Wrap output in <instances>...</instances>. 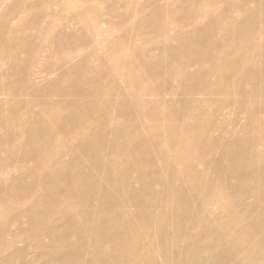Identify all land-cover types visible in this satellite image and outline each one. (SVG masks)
Returning <instances> with one entry per match:
<instances>
[{"label": "bare ground", "instance_id": "bare-ground-1", "mask_svg": "<svg viewBox=\"0 0 264 264\" xmlns=\"http://www.w3.org/2000/svg\"><path fill=\"white\" fill-rule=\"evenodd\" d=\"M192 1L189 0V4ZM211 1L207 0L208 3ZM225 1L226 9L223 6L218 19L213 20L211 17L208 20L207 16L204 24L200 20L194 27L192 25L191 34L185 35L189 31L179 33L181 35L178 43L174 42L175 45L165 43L167 37L162 20L165 7L160 6L161 1L153 3V11L144 19L138 20L139 15H136L138 21L135 20L131 29L137 37L147 36L145 28L150 32L153 30L156 34L155 41L160 42L157 44L163 43L159 51L161 55L157 57L148 52L145 55L147 59L143 62L138 57L131 59L124 54L127 51L126 38L112 40L107 46L105 43L107 50L116 49V53L122 49L124 52H121L118 63H112L108 70L105 68L109 75L107 79L111 78L109 91H105L100 85L92 86L89 82V88L78 80L65 83L63 72V80L45 79L40 88L34 84L35 90L30 92L29 105H39L42 114L27 129L21 126L25 119L9 117L7 111L21 106V97L28 92L20 91L22 88L19 85L20 90L16 94L9 87V81L3 79L5 74L0 71V94L12 99V102L10 99L6 100L11 103L8 110L0 109V127L5 131L0 136V151L5 148L11 150L13 140L22 139L18 156L22 161L33 160L34 166L28 175L35 177L33 185L26 189L33 195L32 198L22 193L15 195V189L23 181V175H16L8 181L3 179V175L11 167L14 151L0 160V197L7 196L17 203L19 200L30 203L29 207L18 212L25 215L26 224L21 223L22 217L17 213L9 217L10 205L3 208L0 215V264H264V148L258 151V144L255 142L254 148L257 147V151L253 150L252 145L248 149L244 137H237V132L236 135H229V132L224 134L231 136L227 139L232 140L218 148L217 145L223 140L213 138V133L219 132V127L223 126L218 127L210 122L211 115L205 113L201 100H192V103H197V109L188 106V94L194 90L202 91L203 77L211 73L216 75L217 81H228L230 93L237 92L236 95L246 96L247 101L240 105L238 103V106L247 113L249 123L261 108L257 109V98L264 95V64L252 69L247 67L255 56L264 60V16L258 14L259 10L249 11L244 5L252 3L264 7V0H240L236 4V1L234 4L232 0ZM142 5H135L133 10L140 11ZM228 6L236 8L237 12L239 10L246 17L252 16L249 20L231 19L226 22L228 26L224 30L234 36L235 45H243L236 53L222 42V47L225 48L217 49L218 37L211 33V29L220 23L219 19L228 15ZM181 7L178 8L180 11ZM194 7L196 6L193 5L192 8ZM198 12L199 9L193 11ZM203 13L205 11L200 14L204 15ZM93 14V11L86 8L77 18L83 21L82 17L89 16L88 23H85L88 26L95 20ZM36 19L37 17L35 23ZM172 19L175 20L174 17ZM50 22L47 25L44 22V27H39L41 30L38 33L43 31V35L48 34L53 27ZM174 22L177 20L172 21V24ZM179 25L173 28L177 26V32ZM172 27L173 25L171 29ZM88 29L82 26L83 31ZM74 43L68 47L72 49L71 53L75 49ZM79 47L81 46L76 49ZM19 49H24L32 57L35 55L30 46ZM3 51L6 53L7 50ZM70 51L67 50L68 55ZM196 53L199 55L198 59H192ZM0 54L3 55L1 52ZM86 56L88 54L81 56L76 65L70 64V70L77 72L75 67H83L85 58H88ZM211 57L212 60L215 59V63L207 73L200 66ZM190 61L196 63V68L192 71L188 70ZM175 62L179 64L177 75L181 76L178 80L182 83L180 94H176L177 102L182 105L179 109L170 105L175 97L171 99L158 96L157 92L160 93L163 86L153 89L154 84L149 83L148 74L145 73L148 69L151 76L168 75V65ZM224 66L229 67V71L222 72L221 68ZM19 67V62H14L8 71L10 74L21 75ZM230 69L242 70V76L237 81L242 80L251 87L246 89L244 83L232 81L230 76L234 73ZM261 71L263 75L260 74ZM171 76L173 75L170 73L167 77ZM257 77L259 89L253 84ZM100 78L102 84L104 80ZM27 84L32 83L27 81ZM20 92L22 93L19 94ZM107 93L108 97L104 98ZM146 106L148 109L143 112ZM169 106L173 109L168 108ZM63 108L66 110L64 115L60 112ZM142 108L144 109L141 111ZM109 109L115 112L116 121L106 116ZM63 119L66 124H59ZM108 124L115 129L114 133L111 127L112 131H107ZM130 126L131 130H126ZM88 128H91L90 134L87 133ZM245 130L246 134L248 129ZM256 133L258 134L257 131ZM57 134L62 137H77L79 142L69 148L66 145L56 147ZM42 137L44 138L41 140ZM118 140L124 145L116 147ZM128 140L134 142V146L126 145ZM63 155H67L68 160L61 159ZM55 156L58 157L56 160ZM108 156L112 158L108 159ZM120 156L124 158L121 159ZM35 190L40 193L36 194ZM28 197L31 198L30 201ZM42 208L43 213L39 212L40 218H37L35 214ZM7 236L9 240H6ZM28 247L34 249V255L30 258Z\"/></svg>", "mask_w": 264, "mask_h": 264}, {"label": "rangeland", "instance_id": "rangeland-1", "mask_svg": "<svg viewBox=\"0 0 264 264\" xmlns=\"http://www.w3.org/2000/svg\"><path fill=\"white\" fill-rule=\"evenodd\" d=\"M45 1L46 2L48 1V3H46ZM114 1H116L117 3ZM123 1L124 2H122V0H44V1L43 0H0V52L3 53V55L0 54V62H1L0 63V71L5 74L3 79H6L7 81H9V87L11 88V90L13 89V91L16 94H18V92L20 90L19 89L20 86L22 88L20 91H22L23 93L25 91L28 92L21 97L23 104L21 106H18V107H12V108H10V110H8V109H9V107H10L9 105H11V103L6 101V100L9 101L10 98L6 97L3 94L2 95L0 94V109L8 110L7 114L9 117L12 116V117H15L16 119H20V118L25 119V120H23L24 122L21 124V126H22V128L27 129L29 126L32 125L33 122L35 123L38 115L40 116L42 114V110H41V107L39 105H37V104L29 105L30 100H31V97H30L31 93L30 92L34 89L33 87H35L33 85L35 84L36 86L41 87L42 83L45 82L46 80H48V81L49 80L50 81L56 80L57 81L58 79L61 78L62 72H63L62 78L64 80L62 78L61 79L65 83H72L74 81L77 82V80H78L84 86H86V88H89V86H91L90 84H87L89 82L92 84V86L100 85V86L104 87L105 91H109V89L111 88L110 87L111 86V84H110L111 78L107 79L109 76L106 74L107 70L109 69V67L111 66L112 63H114V62L118 63L119 62L120 54L123 51L120 48L121 50H118L115 53L116 49L107 50L106 46L108 43L112 42V40H115V39L119 40V39H121V37L127 39V42H126V50L127 51H126V53H124V52L123 53L125 55L127 54L128 57H130L131 59L132 58L136 59L138 57V60H140V61L144 60L145 61V59H147V56H145V55L148 54V52H152L153 55L156 54L157 57L160 56L161 53L159 51H160L161 45L163 43L157 44L160 42L155 41V35L156 34L153 30H152V32H150L151 30H149L148 28H145L144 32H145V35H147V36L137 37L136 34L134 33L135 31H133L131 29L134 27V22H136L135 20H137L138 18H140L138 20H142L148 15V13L150 14L153 11L152 6H151L153 3H156V2L159 3L161 1L160 2L161 5L160 4L159 5L161 7H165V10L162 11V13H163L162 20L164 21V29H165V34L167 37L165 43L168 44L170 42L171 45H175V43H178V37L181 35V34L178 35L179 33L183 34L185 31H189V32L185 33V35L191 34V32L193 31L192 28L194 27V24L200 22V20L202 21V23L203 22L206 23L207 18H208V20L209 19L211 20V17L213 20H214V18L218 19L220 14H221V11H223V6H224V9H226L225 5H227L225 0H212V1L210 0L212 3L211 2L208 3L207 0H198V3H197V0H195V1L193 0L192 1L193 3L190 2V4H189V0L188 1L187 0H179V1L174 0L177 2H174L173 0H163V1L162 0H158V1L157 0H148V1L147 0H123ZM151 1H153V2L151 3ZM215 1H216V3H215ZM239 1L240 0H232V4H234L233 2H235V4H236ZM105 2H107V3H105ZM144 2H145V4H144ZM186 2H188V3L186 4ZM123 3H124V6H123ZM146 3H148V4H146ZM174 3H176V5H173ZM106 4H107V6H105ZM137 4H141V5L143 4L142 5L143 7L140 9V11H138L136 9L133 10L134 6ZM183 4L185 7H183ZM191 4L195 5L196 7H194V9H193L192 8L193 5H191ZM211 4H213V5H211ZM109 5H111L112 7ZM129 5H131V6H129ZM186 6H188V7L186 8ZM201 6H204V7L201 8ZM207 6H208V8H207ZM180 7H181V11H180V9H178ZM86 8H88V10H90V11H93V13H94L93 16L95 19L94 22L88 26H86V24L89 21V18H90L89 16L82 17L83 21L82 20L80 21V19L77 18L84 10H86ZM129 8H131V9H129ZM168 8H169V10H168ZM182 8L184 10H182ZM206 8H207V10H205ZM228 8H230V10ZM244 8H247L249 11L259 10L258 14L260 16H264V13L263 14L261 13V12H264L263 11L264 9L262 10V8H264V7L261 5L257 6L256 4L252 5V3H247L246 5H244ZM41 9L43 11H41ZM170 9L172 10V12ZM196 9H199V12L193 13V11ZM202 9H204V10H202ZM227 9L230 11V12L228 11L229 16L227 15L225 17L226 19L225 18L219 19L220 23H218L217 25H215V24L214 25L218 26L219 28L221 27V28L219 29V28H216L214 26L213 28H215V30L212 28L211 33L213 34V36L215 35L218 37V39H216V37H214L216 40L219 41V44L217 41V44L219 45V46L217 45V47H218V48L216 47L217 49L221 48L223 50L225 47H222V46L229 45L228 47L231 48V50H233V53H236V52H238V50L243 48V45H235V43L233 42L234 36L232 34H231L232 36L227 34V31L224 30V28H227V26H228L226 24V22L230 21L231 19L242 20L243 18H247V20H249V17H252V16L246 17V15H244V14L242 15L239 10L237 12L236 8L233 9V7H230V6H228ZM112 10H114V11H112ZM191 10H192V13H191ZM200 10L203 12L205 11L206 14L205 13H203L204 15L200 14L201 13ZM231 10H232V12H231ZM208 11H211V13ZM188 13H189V15L187 16ZM207 13H208V15H207ZM191 14H192V16H190ZM136 15H139L138 18H136ZM38 16H40L42 18H40ZM198 16L199 17L203 16L204 19H202V17L200 19ZM36 17H37L36 23L38 22L37 24L35 23ZM171 17L172 18L174 17L175 20L172 19ZM193 17H196L197 21ZM223 19L227 20V21L224 22ZM176 20H177V22H174L172 24V21H176ZM221 20H223V21H221ZM132 21H133V23H132ZM187 21H188L189 26L187 24ZM193 21H194V23H193ZM44 22H46V25H47V23L50 22L53 26L52 28H50L51 29L50 32L46 35H43V33H44L43 31H41L40 34L38 33V30L39 29L41 30V28L44 27V25H45ZM180 22H181V25H179ZM255 22H256V20L254 21V23ZM21 23L23 24V26H21ZM224 23L226 25L222 26ZM38 24L40 26H38ZM131 24H133V25H131ZM91 25H93V26H91ZM165 25H167V26H165ZM172 25H173V27L171 29ZM175 25H177V26L179 25V27H178L179 32H177V29H176L177 26L175 28L176 34L174 33L175 29H173ZM192 25H193V27H192ZM82 26L88 27L89 29L87 31H83ZM184 26H186V27H184ZM39 27H41V28H39ZM180 28H183L182 29L183 31L180 30ZM187 28H189V29H187ZM167 29L168 30L170 29V31H168ZM220 30H222V31H220ZM131 32H133V33H131ZM167 32L169 34H167ZM223 32L226 35L223 34ZM35 33H38V34H35ZM222 35H224V36H222ZM171 36L173 37V39H171ZM223 37H225V40L223 39ZM90 39H92V42H90ZM226 39H227V42H226ZM221 42L224 43V45ZM20 43H22V44H20ZM73 43H74L75 49L71 53L72 49H69L68 47L72 46ZM105 43H106V46L104 45ZM17 44L18 45L20 44V45L17 47ZM102 44H103V46H102ZM131 45H134L135 47H131ZM156 45H157V48H156ZM158 45H160V47H158ZM27 46H30V49L34 51L35 57L34 56L32 57V54L27 53L25 51L26 48H24L25 50L19 49V48H23V47H27ZM78 46H81V47L76 49V47H78ZM101 47L102 48L105 47V48L102 50ZM229 48H227V50H229ZM5 49L7 50L6 53H5V51H3ZM67 50L68 51L71 50L70 55H68L69 52H67ZM89 52H91V55H89ZM157 52H159V54H157ZM75 53H77V54L75 55ZM87 54H88V56H86V57H88V58H85L86 61H85V63H83L84 66L78 67V68L75 67V71H77V72H72L70 70V67L73 66L75 63H78L81 56L87 55ZM199 54H200V52H199ZM6 55H8V58ZM52 55H54V56H52ZM71 55H72V57H71ZM51 56H52V58H51ZM91 56L92 57L94 56V57L92 58ZM198 56L199 55L196 53L194 55V57L192 56V59H198ZM140 57L141 58L143 57V58L141 59ZM107 58H108V60H106ZM97 59L99 61L101 60L102 62L96 61ZM192 59H191V61H192ZM105 60H106V62H105ZM209 60H208L209 62L207 61L204 64L202 63L203 65L200 66V69H204L207 73H209L208 71L213 68L214 63H215L214 58L212 60V57H211ZM191 61H190V63H191ZM14 62H19L20 67L18 68V70L21 71V75H16V74H13L12 72L10 74V72L8 71L9 67H11V65H13ZM70 64H71V66H70ZM261 64H264L263 58L260 56H255V57L251 58V61H250V63H248L247 68L252 69V68H255ZM195 65H196V63L192 62L189 65L188 70L192 71L194 68H196ZM249 65H250V67H249ZM178 66H179V64L176 62L168 65L166 72H168V70H169L168 75L170 73H171V75H173L170 78L167 77L168 76L167 73L162 74V75L154 74V76H151V72L148 69L145 70V73L147 72V74H148L149 83H151L152 85L154 84L153 86L150 84L153 89H156L159 86H163L160 93L157 92L159 97L171 98V99H174V97H175V99L172 101V103L173 102L174 103L170 104L175 109H179L182 106L180 103L177 102V96H178V94H180L181 89H182V87H181L182 83H180L178 80L181 78V76L177 75L178 74V71H177ZM23 67H24V69H23ZM62 67H65V68L62 69ZM68 67H69V69H68ZM226 67L227 66H224L223 68H221L222 72L229 71V69H228L229 67L228 68H226ZM22 69H23V71H22ZM49 69L51 71H49ZM64 69H66V70H64ZM170 69H171V71H170ZM96 70L98 72H96ZM230 70L232 71V69H230ZM46 72H47V74H45ZM50 72H51V74H50ZM232 72L234 73L230 76L232 78L231 79L232 81L234 80L235 82L244 83L243 85L245 86L244 88H246V89L251 87L248 83H246L244 81L242 82V80L237 81L242 76V70H237V71L234 70ZM65 73H66V75H65ZM71 73H73L74 75ZM75 73H76V75H75ZM32 74L33 75L36 74V75L33 76ZM260 74L263 75L262 71ZM101 75H103L104 77ZM24 76H26V77H24ZM30 76H31V78H30ZM100 77H102V80H104L102 84H101V78ZM26 78H29V79H26ZM203 78L204 79L201 82V84L204 85V87H202L203 88L202 91H197L198 92L197 93V92H195L196 90H194L188 94L190 97L188 106L191 108L194 107V109H197V108H195V105H197V103H192V100H194L193 102L201 100V103H204L203 107L205 109V113H207L209 116L211 115L210 122L214 123L213 125H217L218 127L221 125L223 126V127H219V129H220L219 132L213 133V138L223 140V141H221V144L219 143L220 141L218 142L219 143V145H217L218 148H220L221 146L223 147V145L227 144L228 141L230 142V140H232V138H230V140L227 139V138L231 137V136H229L231 133H233L235 135L238 133L236 136L237 137H239V136L244 137V139L246 141L245 146L248 149L253 147V150L257 151V147H258V151L262 150V147L264 148V146H263L264 145V130H263V128H264L263 127V125H264L263 124L264 123V115H263L264 114V108H263L264 107V95H260L257 98V101H258L257 103L259 105V106H257V109L260 107L261 108H260V110L258 109L256 111L258 113L255 114L256 116H254V120L252 122L250 121V123H249V120H248L249 117L247 116V113L243 112L241 110L240 106H238V103L240 105V103L242 104L243 101H247V98L245 95H242V94L236 95L237 92L236 93L235 92L230 93L231 91L229 89L230 86L228 84V81L225 79H223V81H221V82L219 80L217 81L215 74H211V73L205 74V76ZM166 79H167V81H166ZM19 80H20V82H19ZM10 81H12V82H10ZM27 81L29 84L31 82L32 84H30V85H32V86L28 85ZM99 81H100V83H99ZM253 81H254V83H253L254 86L259 89L260 82L258 80V77L256 79H254ZM13 82H14V84H13ZM38 83H39V85H38ZM22 86L23 87L26 86V87L23 88ZM14 88H16V90ZM225 88H227V89H225ZM216 90H217V92H216ZM228 90H229L230 94L228 93ZM22 92H20L19 94H21ZM214 93H215V95H214ZM176 94H177V96H176ZM219 95H222V96H219ZM107 97H108V93L105 95L104 98H107ZM11 100L12 99H10V101ZM3 103H6V104H3ZM7 104H8V106H7ZM174 105H175V107H174ZM172 106H169L168 108L173 109ZM143 109L144 108H142L140 110L142 111ZM147 109H148V107L146 106V109H144L143 112H145ZM60 112L63 113L62 115H64L66 113V110L63 108ZM106 116L110 117L109 119H111V120L114 119V121H116L115 112L112 109H109ZM257 119L258 120L260 119V120L258 121ZM262 119H263V122H262ZM260 123L262 126L260 125ZM59 124L65 125L66 122L63 119V121L60 120ZM256 124H258L259 127ZM109 125L110 124H108V126L106 128H109V129H107V131L111 132L113 128ZM252 125H253V127H252ZM245 126H246V128H245ZM247 126L249 128H247ZM222 128L223 129L225 128L227 132H225V129L223 130ZM252 128H254V129L256 128V131L258 132V134ZM258 128H261V129L258 131ZM243 129L244 130L248 129L247 131L245 130L246 134H245ZM87 130H89V131H87V133L90 134L91 128H88ZM114 130L115 129H113V133H114ZM126 130L130 131L131 126L126 127ZM222 131H224V132H222ZM248 131L252 137L250 136ZM4 132H5L4 129L2 127H0V136L4 135ZM228 132H229L228 136L224 135V134H228ZM235 132H237V133H235ZM253 135H254V137H253ZM257 135H259V136L257 137ZM223 136L225 139L223 138ZM43 138L44 137H42L41 140ZM260 138L262 140H260ZM108 141L111 142L110 140H108ZM258 141H259V143H258ZM55 142H56V144H55L56 147H63L66 145L67 146L66 148H69L73 145L78 144L79 140L77 139V137H74V136L62 137L61 135L57 134ZM252 142H253V144H252ZM255 142L258 145L254 144ZM21 143H22V139L15 138L13 140V146H12L11 150L9 148H5L6 150L4 149V150L0 151L1 152L0 153V160L6 158V156H9V154L10 153L12 154V152L14 151L13 152L14 155L12 157L13 160L11 163V167H10V169H7L8 171L3 175V179L4 180L7 179V181H8V179H10L16 175H19V174L23 175V181L21 182L20 186L15 189V192H17L15 195H20L22 193L23 195L24 194L29 195V197L32 198L33 195L29 194L27 192L29 190H26V189L29 188L30 186H32L34 183L35 177L32 176L33 177L32 178V177H30V175H28L29 170L34 166V162H33V160H30L27 162V161H22L20 159V157L18 156V155H20V153L18 154L17 151L19 150V146L20 147L22 146ZM23 143H24V141H23ZM116 143H117V144H115L116 147H119L121 144H123V142L120 140H118ZM111 144H109V145H111ZM125 144L128 146H134V142H132L131 140L126 141ZM207 144H208V142H207ZM254 145H256L257 147L255 146L256 148H254ZM248 149H246V151H248ZM142 151L143 150H141L142 154L140 153L141 155H143ZM246 151H243V153H245ZM120 157H121V159L124 158L123 156H120ZM54 158L56 160V158H58V157L55 156ZM107 158L111 159L112 157L108 156ZM61 159L68 160V156L63 155V156H61ZM131 179H133V176L131 177ZM35 191L37 192L36 194L40 193L39 190H35ZM31 198H29L28 201H30ZM21 204H25L27 206H23ZM29 204L30 203L20 201V200H19V203H17L16 201H12L9 198H7V196H1L0 197V215H1L2 211L4 210L3 208L7 205H10L11 209H9V211H8L9 217H12L15 213H17L18 215H21V217H22L21 223L26 224L27 219H26L25 215L19 214L18 212L21 209L29 207L28 206ZM43 208L41 209V211H38L35 214V216H37V218H40L39 212L43 213V210H44ZM15 224H18V223H15ZM6 240H9L8 236L6 237ZM33 251H34V249L32 247H28V249H27L28 258H30V256L34 255Z\"/></svg>", "mask_w": 264, "mask_h": 264}]
</instances>
